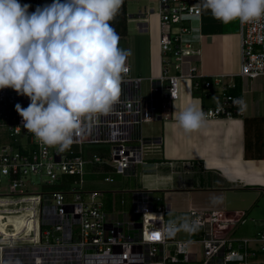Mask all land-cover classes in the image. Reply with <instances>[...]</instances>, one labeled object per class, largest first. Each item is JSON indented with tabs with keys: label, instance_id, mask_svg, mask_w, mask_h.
Segmentation results:
<instances>
[{
	"label": "built area",
	"instance_id": "built-area-1",
	"mask_svg": "<svg viewBox=\"0 0 264 264\" xmlns=\"http://www.w3.org/2000/svg\"><path fill=\"white\" fill-rule=\"evenodd\" d=\"M200 14V0H159V45L164 64L160 76L151 78V98L144 97L142 77L133 75L126 63L128 72L114 111L100 117L98 123L85 124L70 150L63 153L37 143L23 129L15 105L26 108L29 99L11 88L0 89V126L6 125L16 140L0 144V183L3 176L10 180L8 191L0 193V264H264V223L253 236H231L237 222L245 219L243 211L190 208L189 219L199 225L195 236L169 238L164 233L169 221L164 204L151 190L134 191L133 215L122 221L118 214L111 216L104 209L101 190L85 187L86 164L123 174L136 173L138 166L143 171L160 166V162L148 160L145 144L158 146L162 139L143 136L142 123L158 117L159 102L162 105L177 97L181 77L199 75L196 64L188 59L195 51L182 35L191 28L183 23ZM238 32L239 74L264 75V18L245 24L238 20ZM172 68L176 72H170ZM222 76L203 82L207 92L218 86L223 98L222 104L202 110L206 118L241 113L235 107L237 98L225 91L232 83L223 81ZM23 132L29 136L27 143L18 140ZM104 143L112 144L103 147L108 158L85 151V146ZM30 173L45 175L48 184L62 178L63 187L28 192L24 178ZM66 176L75 178L69 181ZM105 180L114 177L106 175ZM127 226L137 228L138 233L132 234ZM254 242L259 247L253 246Z\"/></svg>",
	"mask_w": 264,
	"mask_h": 264
},
{
	"label": "crops",
	"instance_id": "crops-1",
	"mask_svg": "<svg viewBox=\"0 0 264 264\" xmlns=\"http://www.w3.org/2000/svg\"><path fill=\"white\" fill-rule=\"evenodd\" d=\"M29 4V11L51 4L53 0H19ZM123 3L124 8H123ZM112 27L119 34V43L127 50L126 63L131 73L143 80L160 76L163 70V53L159 45V0L149 8L147 4L124 0ZM153 14V25L150 16ZM183 24L191 26L183 33L190 40L196 54L188 59L196 64L199 75H223L226 83L240 82L234 94L241 113L229 117L206 118L195 132L185 134L176 124L179 111L194 105L205 107L222 104L218 86L202 96L192 93V79L181 77L178 95L167 99L158 109L161 137L159 157L148 158L160 162L155 169L151 190L164 204L167 219H177L189 209L225 210L244 212L241 237L257 233L264 223V75L248 77L239 74L240 36L237 25L222 23L210 11L201 7L200 16ZM231 86V85H230ZM217 87V88H215ZM228 88V87H227ZM205 90V89H204ZM222 195L223 203L213 205L210 198ZM238 224L235 225L234 229ZM233 229V230H234ZM252 232V233H251ZM239 238V237H235Z\"/></svg>",
	"mask_w": 264,
	"mask_h": 264
},
{
	"label": "clouds",
	"instance_id": "clouds-1",
	"mask_svg": "<svg viewBox=\"0 0 264 264\" xmlns=\"http://www.w3.org/2000/svg\"><path fill=\"white\" fill-rule=\"evenodd\" d=\"M122 3L53 0L29 12V4L0 0V89L11 88L29 99L26 108L17 103L15 110L37 143L60 153L68 151L85 124L98 123L119 103L130 53L119 47V34L110 21ZM200 4L225 24L264 18V0H200ZM205 121L206 114L194 105L176 116L185 134L198 131ZM223 200L222 195L210 198L213 205ZM198 228L196 220L183 217L170 219L164 233L171 238Z\"/></svg>",
	"mask_w": 264,
	"mask_h": 264
},
{
	"label": "rangeland",
	"instance_id": "rangeland-1",
	"mask_svg": "<svg viewBox=\"0 0 264 264\" xmlns=\"http://www.w3.org/2000/svg\"><path fill=\"white\" fill-rule=\"evenodd\" d=\"M134 3L140 4H147L149 11L151 6L155 5L158 0H132ZM31 12V11H29ZM150 21L154 27V16L151 14ZM232 25H237L238 28V20H234L231 22ZM119 47L123 49L122 45L119 43ZM196 54V53H195ZM171 61H173V56L168 55ZM172 66V63L169 64ZM170 72H176L175 69H171ZM142 93L145 98H151L153 91H152V80H143L141 82ZM166 102V100H165ZM158 110H156V114H158ZM160 132V122L159 119L151 121H143L142 123V133L145 137H155ZM18 140L22 143L29 142V136L26 132L18 135ZM13 143L16 142L15 138L12 137L9 133V129L6 125L0 126V144L3 143ZM145 154L147 158H156L159 157L160 148L156 147L155 144L147 143L145 144ZM106 146L107 148L111 147V143H104V144H93L85 146L86 153L96 151L102 156L104 155L108 158L107 151H105ZM75 147H77L75 145ZM103 158L105 159V157ZM158 159V158H156ZM86 173H85V187L86 188H97L102 191V195H100L101 200L104 203V209L109 213L111 216H115L116 214L124 221L133 215V207H134V191L137 189H148L149 185L153 183V179L156 176L155 169H150L147 171H143L140 166H138L136 173L131 174H123L117 173L113 169L109 168H102L101 165L94 166L92 164H86ZM95 169V171H94ZM112 175L114 177L113 181H106L105 176ZM74 176H66V179L69 181H73ZM46 176H41L39 174H28L25 176L24 180L26 181V185L24 186L25 190L28 192H40L43 190H47L49 188H60L58 184H60L63 180L62 178L56 180L54 183L48 184L45 181ZM10 180L7 176H3L1 183H0V193L7 192L9 189ZM153 185V184H152ZM72 186L79 187V184H72ZM66 188V187H65ZM85 194V193H84ZM86 196V194H85ZM68 198H71L70 195ZM165 215V214H164ZM140 214H137V218H140ZM13 217V215H12ZM187 217V214L181 213L178 215V218ZM167 219V215H165ZM168 220V219H167ZM237 227L231 232L232 237H241L240 232H242V228L244 227L242 223H237ZM129 232L132 234H137V228H131L129 226L126 227ZM252 233V232H251ZM193 234V235H192ZM255 235V234H254ZM191 236H195V233H187L184 231H180L176 234V237L180 238H188ZM253 236V235H251ZM253 246L259 247V243H252Z\"/></svg>",
	"mask_w": 264,
	"mask_h": 264
},
{
	"label": "trees",
	"instance_id": "trees-1",
	"mask_svg": "<svg viewBox=\"0 0 264 264\" xmlns=\"http://www.w3.org/2000/svg\"><path fill=\"white\" fill-rule=\"evenodd\" d=\"M124 2V0H123ZM124 4L123 3V8H124ZM210 80V77L209 76H206V75H198V76H194L192 78V93L195 94V95H201L202 96V104L204 105L203 103V98L205 96H203L202 93L206 92L208 93L206 90H204V87H203V82L205 80ZM240 85V82H235V84L231 85V86H228V88L226 87L225 88V91L228 93V94H231L233 96H235L236 94L238 93H234L237 91L238 87ZM217 88V87H215ZM235 94V95H234ZM236 97V96H235ZM240 100V99H239ZM237 101H238V98H237ZM236 109H240V105L236 103L235 105ZM239 113L237 111H234L233 112V115H238ZM60 187H63V184H58ZM156 191L157 190H151V193H153L154 195H156ZM193 235V234H192Z\"/></svg>",
	"mask_w": 264,
	"mask_h": 264
},
{
	"label": "water",
	"instance_id": "water-1",
	"mask_svg": "<svg viewBox=\"0 0 264 264\" xmlns=\"http://www.w3.org/2000/svg\"><path fill=\"white\" fill-rule=\"evenodd\" d=\"M159 106H161V102H159Z\"/></svg>",
	"mask_w": 264,
	"mask_h": 264
}]
</instances>
